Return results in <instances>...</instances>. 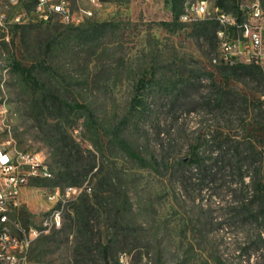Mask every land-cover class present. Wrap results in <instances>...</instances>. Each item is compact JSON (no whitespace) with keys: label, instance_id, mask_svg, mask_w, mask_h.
Masks as SVG:
<instances>
[{"label":"rangeland","instance_id":"rangeland-1","mask_svg":"<svg viewBox=\"0 0 264 264\" xmlns=\"http://www.w3.org/2000/svg\"><path fill=\"white\" fill-rule=\"evenodd\" d=\"M67 1L73 11L89 8L86 0ZM182 2L99 0L75 25L57 15L37 20L31 0H0L7 18L0 26V142L39 153L52 171L29 180L24 220L37 222L49 207L45 187L68 185L53 157L57 129L82 151V162L95 164L81 183L92 203L97 181L111 177L109 200L91 212L86 233L74 221L77 197L63 208L64 228L43 231L20 264H119L121 254L127 264H264V220L235 202L248 187L228 159L241 143L249 158L240 170L264 174V122L239 104L206 103L223 89L264 108V81L222 72L211 61L216 40L178 20ZM18 5L25 20L10 22ZM13 61L33 67L35 80ZM200 170L219 171L204 178Z\"/></svg>","mask_w":264,"mask_h":264},{"label":"built area","instance_id":"built-area-1","mask_svg":"<svg viewBox=\"0 0 264 264\" xmlns=\"http://www.w3.org/2000/svg\"><path fill=\"white\" fill-rule=\"evenodd\" d=\"M32 15L46 21L57 15L64 23L79 24L93 14L99 0H86L89 8L73 11L67 0H31ZM18 4L19 0H8ZM25 13L14 14L10 22L25 20ZM215 20L216 52L211 58L214 64L257 65L264 75V8L259 0L237 3L231 11L210 0H183L178 20L194 24L201 20ZM7 22L6 14H0V26ZM264 100V89L261 91ZM52 177V171L39 153L17 150L0 142V264H20L29 245L46 229H57L62 224L64 206L82 193L90 192L87 185H51L44 188V195L50 203L37 222L23 218V195L29 180ZM25 215V214H24ZM119 264H127L124 254Z\"/></svg>","mask_w":264,"mask_h":264},{"label":"trees","instance_id":"trees-1","mask_svg":"<svg viewBox=\"0 0 264 264\" xmlns=\"http://www.w3.org/2000/svg\"><path fill=\"white\" fill-rule=\"evenodd\" d=\"M226 0H217V5L224 6V2ZM262 7L264 8V0H259ZM237 3L232 5V9L236 10ZM229 10V9H227ZM233 10V11H234ZM194 25H199L200 33L204 35L208 41L215 44V29L217 23L215 20H201L196 22ZM219 65V69L222 72H228L229 75L234 77H239L237 74L240 70H242L244 77L253 78L254 75H258L264 81V75L262 70L257 65ZM12 66L14 69L22 75L25 79L34 81L35 78L32 74L33 67H26L19 65L18 62L13 61ZM139 86H144L146 83L144 78L139 79ZM238 95L236 92L232 90H223L217 91L214 99H209L206 101L207 104L214 106L215 108L221 107H235L236 104L238 106H244L243 109L245 112H248L251 109L254 113V116L258 118L260 121L264 122V108L262 107V102L259 104H253L249 102L247 96L244 94L239 98V101L236 100L235 96ZM134 106L137 107L141 105V99L137 98V96L133 97ZM249 102V104H248ZM57 138L53 140L51 146L54 148L53 157L55 161L59 164L60 171L58 172V180L65 182L68 185H81L86 176L91 173L95 164L90 162H82V151L76 146H70L68 142V136L64 131L56 130ZM233 147V146H232ZM231 147V148H232ZM239 147V148H238ZM248 149V148H247ZM225 151V150H224ZM234 153L231 154L228 159L231 162V166L237 168L238 170H232L233 173L237 175L238 182L244 184L245 187H248L247 194L242 196L241 198H236L235 202L247 208V211L251 212L255 219L262 218L264 220V174L262 170H240L242 167V163L248 161L249 156L243 155L244 149L241 148V143L234 145ZM225 154H220V158H224ZM198 158H191L190 160L193 163L199 164L200 161ZM250 161V159H249ZM256 162V159H252L249 165H253ZM219 170H200L204 178L207 176L215 175ZM96 174V173H92ZM248 177L247 182H243V178ZM111 177L108 175L103 176L100 180L97 181L95 188H93L92 196L94 197V202L90 201V197L86 193H82L78 196L76 203L72 206L74 212V221L76 222L81 232L84 234L88 230V222L90 218V214L92 211H97L100 208H103L105 204H107V200H109L108 195H104L106 193V186L111 184ZM236 182L235 180H232ZM64 224L62 223L58 229H63ZM264 242V237H263Z\"/></svg>","mask_w":264,"mask_h":264},{"label":"crops","instance_id":"crops-1","mask_svg":"<svg viewBox=\"0 0 264 264\" xmlns=\"http://www.w3.org/2000/svg\"><path fill=\"white\" fill-rule=\"evenodd\" d=\"M21 4V2L19 3V5ZM18 5V10L16 14H23L26 13V11H24V9H22L20 6ZM24 192H27L26 190ZM43 205V204H42ZM44 206V205H43Z\"/></svg>","mask_w":264,"mask_h":264}]
</instances>
